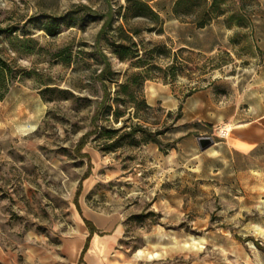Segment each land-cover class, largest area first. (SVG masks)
I'll list each match as a JSON object with an SVG mask.
<instances>
[{"label":"rangeland","instance_id":"1","mask_svg":"<svg viewBox=\"0 0 264 264\" xmlns=\"http://www.w3.org/2000/svg\"><path fill=\"white\" fill-rule=\"evenodd\" d=\"M148 2L0 0V264H264V0ZM88 214L119 235L81 257Z\"/></svg>","mask_w":264,"mask_h":264},{"label":"trees","instance_id":"2","mask_svg":"<svg viewBox=\"0 0 264 264\" xmlns=\"http://www.w3.org/2000/svg\"><path fill=\"white\" fill-rule=\"evenodd\" d=\"M129 1V5L127 7V11L132 13L135 16H139V17H147V18H151L153 19L156 24H157V29L156 31H160L161 30V22H162V18L160 17V15L151 7V5L149 4L148 0H128ZM195 7L194 10L192 12H189L190 7ZM174 12L175 14L178 15H187L189 13L194 15V20L193 22L195 23V25L197 27H204L206 24H208L215 16H219L223 13L222 10H220L216 4V0H212L211 2H208V0H176L175 4H174ZM125 14H123L122 16H124ZM126 18V17H125ZM111 20H112V16L109 17V19H107L105 21V25H111ZM7 29V28H6ZM118 30H122L123 26L122 25H118L117 26ZM3 28H0V31H3ZM117 53L119 58L123 59L125 58V53L127 52L126 50V46L123 43H119L117 45ZM138 56V50H134L132 52L131 57H136ZM7 67H5V63L0 59V82L1 83H6L8 82V78H7ZM100 75L103 77L106 74H110L112 73L110 70V64L109 62H105L104 63V67L102 68V70L100 71ZM139 74H132L133 77H137ZM103 79V78H102ZM143 79V77H142ZM103 82V81H102ZM129 86L128 81L122 82L119 84V87L121 89H125V91H127ZM5 87V86H4ZM7 91V87L4 88V91L2 92V94H0V96H2L5 92ZM129 95L131 97H133V92H129ZM140 102L142 104H144L145 106H147L145 100L143 98L140 99ZM122 116L121 112L116 109L114 111L113 117H114V121H118V119ZM181 116V104L178 106V112L176 114V118H179ZM120 128H112L110 130H106L105 128L103 129L102 133H106V136H103L104 139L109 140L110 138L113 137V133L117 132ZM110 131V133H108ZM138 131H143L147 134V137H149L151 140L158 142L159 139L156 136V133L154 132H150L147 131L146 127H144L142 124L136 123L134 124V126L129 130L128 134H134ZM101 133V134H102ZM115 145V142H110L105 144V147L103 149H109L111 147H113ZM79 190V189H78ZM77 190L76 192V196H78L79 191ZM75 204L77 207H79V204L77 202V198L75 199ZM84 222L86 223V225L88 226V228L90 229V231L93 230L92 228V224L89 220L83 218ZM86 248V244L85 247L82 250V253L84 252ZM82 257V255H81ZM82 264V263H81Z\"/></svg>","mask_w":264,"mask_h":264},{"label":"crops","instance_id":"3","mask_svg":"<svg viewBox=\"0 0 264 264\" xmlns=\"http://www.w3.org/2000/svg\"><path fill=\"white\" fill-rule=\"evenodd\" d=\"M198 92H195L193 93L192 95L194 96H198ZM87 220H89L92 224V228L93 230L90 231V229L88 228V226L86 225L87 227V230H88V234H87V237H86V240H85V243H84V246L83 248L85 247V244H86V248L84 250V252L82 253V250H81V255L83 256V254L85 253V251L87 250L88 246H89V242L92 238V245H91V251L89 253V256L91 257V254H92V251H96V250H99L101 248L109 244H111V242H113L119 235V230H115L114 232L112 233H108V234H105L106 236L104 238H101L97 232H100L101 234L104 233L102 231H100L101 227L100 225L98 224V221L99 220V217H95L93 216L92 214H88L87 216L83 217ZM84 221V220H83ZM80 239H71V240H65V250L69 248V246H75L79 243ZM84 264V263H82ZM91 264H95V263H92L91 261Z\"/></svg>","mask_w":264,"mask_h":264},{"label":"water","instance_id":"4","mask_svg":"<svg viewBox=\"0 0 264 264\" xmlns=\"http://www.w3.org/2000/svg\"><path fill=\"white\" fill-rule=\"evenodd\" d=\"M213 143L210 137H199L198 144L201 149H205Z\"/></svg>","mask_w":264,"mask_h":264}]
</instances>
